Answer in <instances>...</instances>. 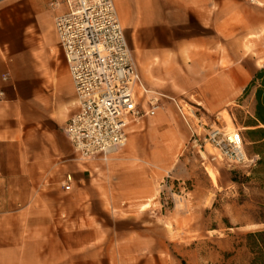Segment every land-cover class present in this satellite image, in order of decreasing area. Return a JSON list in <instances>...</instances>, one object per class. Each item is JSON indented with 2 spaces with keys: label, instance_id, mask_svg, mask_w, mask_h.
<instances>
[{
  "label": "crops",
  "instance_id": "0c3cea01",
  "mask_svg": "<svg viewBox=\"0 0 264 264\" xmlns=\"http://www.w3.org/2000/svg\"><path fill=\"white\" fill-rule=\"evenodd\" d=\"M59 1L0 0V264H171V214L135 210L155 198L151 176L117 157L77 170L64 133L76 101L54 26ZM260 1L113 3L128 48L142 51L150 83L163 91L152 92L197 97L214 113L241 99L239 125L256 147L263 135L246 133L264 132L255 118L256 92L264 95ZM159 110L155 130L170 120L168 107Z\"/></svg>",
  "mask_w": 264,
  "mask_h": 264
},
{
  "label": "rangeland",
  "instance_id": "374dc122",
  "mask_svg": "<svg viewBox=\"0 0 264 264\" xmlns=\"http://www.w3.org/2000/svg\"><path fill=\"white\" fill-rule=\"evenodd\" d=\"M130 53L145 88L163 93L150 83L147 66L141 61L142 51L130 50ZM170 98L159 97L158 103L159 108L170 109L166 124L156 130L152 126L158 109L154 117L144 118L132 129L125 147L104 162L117 157L124 169L153 179L155 198L136 203L135 210L143 211L142 205L148 203L158 211L171 214L174 246L171 264H250L252 255L245 237L264 229V165L257 164L250 172L220 161L203 166L195 151L189 149V131ZM173 98L184 107L194 125L197 117L205 127L237 132L245 153L255 157L252 156L255 148L244 138L239 125L241 109L236 105L241 99L229 106L231 111L223 108L214 113L197 97ZM193 112L196 117L190 115ZM199 132L203 133L204 129L201 127ZM207 151L213 154L209 147ZM76 164L83 173L90 161ZM208 172L214 174V182Z\"/></svg>",
  "mask_w": 264,
  "mask_h": 264
},
{
  "label": "built area",
  "instance_id": "2783aa9c",
  "mask_svg": "<svg viewBox=\"0 0 264 264\" xmlns=\"http://www.w3.org/2000/svg\"><path fill=\"white\" fill-rule=\"evenodd\" d=\"M261 6L260 0H244ZM64 11L54 20L59 46L73 84L76 111L64 127L75 159L104 160L125 147L132 128L159 109V96L148 91L133 63L113 0H60ZM151 94L150 96H148ZM2 92H0V98ZM189 131V149L202 165L223 162L250 172L257 158L245 153L236 134L194 125L184 107L172 99ZM204 132H199L200 128ZM209 147L213 154L208 153ZM209 157V158H208ZM72 181L70 175L65 182ZM69 189V185H64Z\"/></svg>",
  "mask_w": 264,
  "mask_h": 264
},
{
  "label": "trees",
  "instance_id": "16d2710c",
  "mask_svg": "<svg viewBox=\"0 0 264 264\" xmlns=\"http://www.w3.org/2000/svg\"><path fill=\"white\" fill-rule=\"evenodd\" d=\"M260 76V73L257 75ZM256 76V77H257ZM264 84V81H263ZM256 111L255 118L262 124H264V95L261 97L259 91L256 92ZM247 138H254L255 135L260 136V134L264 137V132L261 130L247 131ZM257 152L261 154L263 157L256 161V165L258 166L264 165V143L254 147ZM255 152V151H254ZM255 165V166H256ZM247 248L249 249L252 258L250 264H264V229L255 231L252 233H248L245 237Z\"/></svg>",
  "mask_w": 264,
  "mask_h": 264
},
{
  "label": "bare ground",
  "instance_id": "6f19581e",
  "mask_svg": "<svg viewBox=\"0 0 264 264\" xmlns=\"http://www.w3.org/2000/svg\"><path fill=\"white\" fill-rule=\"evenodd\" d=\"M233 134H236V132H233ZM207 174H208L209 178L214 182V181H215L214 174L211 173V172H208ZM148 206H149L148 203L143 204L141 209L144 210V209L147 208Z\"/></svg>",
  "mask_w": 264,
  "mask_h": 264
}]
</instances>
